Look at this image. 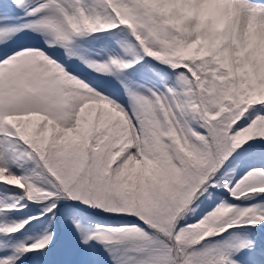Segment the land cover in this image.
I'll return each mask as SVG.
<instances>
[{
    "label": "snow or ice",
    "instance_id": "1",
    "mask_svg": "<svg viewBox=\"0 0 264 264\" xmlns=\"http://www.w3.org/2000/svg\"><path fill=\"white\" fill-rule=\"evenodd\" d=\"M11 3L27 19L0 23V185L23 194L0 192V218L27 207L25 200L44 210L12 223L0 219V264L52 251V224L30 242L13 235L33 220L55 221L61 200L114 221L87 230L72 220L80 242L103 245L113 264H238L234 254L252 242L233 230L264 226V201L201 208L218 188L233 201L264 196V167L224 182L229 158L250 141H264V79L244 83L236 46L229 41L207 56H178L168 44L195 39V21L177 31L150 0ZM235 7L242 19L264 23V0H235ZM9 10L0 5V20ZM121 28L131 37H116L122 55L95 59L81 42ZM145 56L170 67L175 82L162 77L160 89L130 79ZM73 58L117 80L128 106L104 94L109 81L74 75ZM192 215L199 219L190 224Z\"/></svg>",
    "mask_w": 264,
    "mask_h": 264
},
{
    "label": "rangeland",
    "instance_id": "2",
    "mask_svg": "<svg viewBox=\"0 0 264 264\" xmlns=\"http://www.w3.org/2000/svg\"><path fill=\"white\" fill-rule=\"evenodd\" d=\"M160 1L167 4L172 2L173 0ZM0 5H3L4 9H10L6 20H0V23L8 22L13 24H24L27 17H25L23 9L15 8V6L12 5L11 0H0ZM92 37L94 44L92 45L91 42L87 44L86 40ZM116 37L120 38L121 40H131V37L129 36L127 31L121 28L116 30L115 32H101L90 35L84 38L81 42L92 54V58L107 59L108 55H122L120 47L116 42ZM58 51L63 52V49H58ZM146 62H152V64L154 65L149 66ZM68 63L72 64L73 67L77 69V71L73 73L74 75H79L81 78H87L89 80L103 79L109 81L111 84V89L110 91L105 92L104 94L109 95L113 99L118 100L125 107L128 106V97L124 93V88L113 77H98L95 72L89 70L77 58L69 60ZM65 66L67 67V65ZM157 73H159L160 75H157ZM127 76L130 79L136 81L138 84H142L147 88L162 89L164 83L162 77L166 79V82L168 84H173L175 82V73L170 67L165 66L160 62L155 61L154 58H149L147 56H145L144 60L136 66V71H129V73H127ZM141 90L143 91L144 89ZM254 107L258 108L260 106ZM250 145L254 146V142L250 141L248 145L244 146L241 149H238L237 151L250 149ZM260 146H264V141H261ZM252 167H264V157L260 156L259 154H252L246 158L238 159L236 163L231 166V171L227 174V180H231L232 184H235ZM13 171H17V174H19V171L17 169H13ZM0 192H8L15 197H19L23 194L20 189L7 185H0ZM220 196V199L215 198L213 200L206 201L205 204L201 205L203 211H211L216 206V204L220 202V200H229L228 193L224 189ZM260 201H264V196H259L255 200L235 201L233 203H238L243 206L249 203H257ZM60 202H62V200ZM24 203L26 204L25 201ZM43 210V204H31L30 206L27 205V207L23 208L22 210L9 213L6 218L0 219H3L7 223H12L27 219L29 216H38L41 212H43ZM198 212L200 215H203V212H201L199 209ZM74 218L79 220L77 216H71L66 213L65 209L63 212V210L58 207V215L55 221L49 220L45 222L44 225L38 226L36 225V221L33 220V226L26 227L25 230H22L19 233H15L13 235V240L30 242L29 238H34L35 236L41 234L43 228L48 227L49 224H52L56 229L57 240L59 238L60 230V236L66 235V237H63L62 242L64 241V243H67L68 245V264H105L108 260H111L112 263V259H110V256L106 251L97 256L96 251H98L99 248L97 249L98 243H96L95 241H92L89 245H83L80 242V233L75 230V224L72 223V220ZM197 219H199V215H192L187 220V222L190 224L195 223ZM111 222L114 221H111L108 217H106L101 218L98 223H95V225ZM82 225L87 230H92L95 228L84 223H82ZM234 232L238 234L240 239H246L251 241L252 247L240 249L234 254L233 259H235L238 264H264V226H260L258 228L244 227L239 228L238 230H234ZM36 258L37 256L29 254L24 260V264H48L47 261H36Z\"/></svg>",
    "mask_w": 264,
    "mask_h": 264
},
{
    "label": "bare ground",
    "instance_id": "3",
    "mask_svg": "<svg viewBox=\"0 0 264 264\" xmlns=\"http://www.w3.org/2000/svg\"><path fill=\"white\" fill-rule=\"evenodd\" d=\"M166 17L164 23L181 31L188 21H195L191 33L195 39L190 43L173 40L168 47L178 56H207L222 44L231 41L244 60V66L237 69L246 85H253L258 79H264V23L254 19L240 17L235 0H173L163 3L150 0ZM183 32L189 33L187 28ZM224 64L231 66L232 60L225 56Z\"/></svg>",
    "mask_w": 264,
    "mask_h": 264
},
{
    "label": "trees",
    "instance_id": "4",
    "mask_svg": "<svg viewBox=\"0 0 264 264\" xmlns=\"http://www.w3.org/2000/svg\"><path fill=\"white\" fill-rule=\"evenodd\" d=\"M89 42H91V44H94L93 41V37L92 38H88L86 40V43L89 44ZM85 46V45H84ZM147 63V62H146ZM147 65L151 66L154 65L152 64V62H148ZM129 73V72H128ZM252 154H259L260 156L264 157V146H251L250 149H244L241 151H236L232 157L229 158V160L225 163L223 172L227 173L231 171V166L236 163V161L240 158H246ZM228 176L226 175L224 177V182H227ZM223 192V188H218L215 190L214 194H213V199H220L221 196L220 194ZM229 197V198H228ZM228 199L226 200L229 203H233L235 201L232 200V197L228 195ZM224 200V199H223ZM26 204L28 206H30L31 204H37V203H32V202H28L27 200H25ZM58 207L60 209L66 210V213H68L71 216H77L80 220L81 223H84L86 225H89L91 227H95V223H98V221L101 218H106L107 216L104 213H100L92 208L89 207H85L84 205L76 202V201H72V200H62V202H59ZM64 208V209H63ZM238 230V229H235ZM234 231V230H233ZM61 230L59 231V238L57 240V244L51 246L52 247V251H50L47 255L44 256H37V258L35 259L36 261L38 260H42L43 262L47 261L48 264H68L69 261V250H68V245L67 243H64L63 237H66V235H61ZM227 235V234H226ZM219 239V238H218ZM98 246V247H97ZM96 247L98 249V251H96L97 256L100 255L101 253L105 252L104 250V246L101 244H98ZM103 255V254H102ZM111 259V258H110ZM113 263V262H112ZM111 260H108L105 264H112Z\"/></svg>",
    "mask_w": 264,
    "mask_h": 264
}]
</instances>
